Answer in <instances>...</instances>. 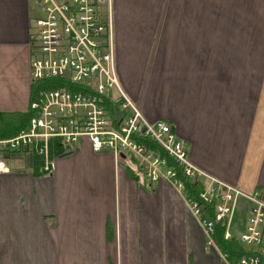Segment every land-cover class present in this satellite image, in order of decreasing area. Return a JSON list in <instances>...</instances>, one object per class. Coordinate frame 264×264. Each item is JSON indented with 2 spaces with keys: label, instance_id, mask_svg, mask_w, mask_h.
I'll list each match as a JSON object with an SVG mask.
<instances>
[{
  "label": "crops",
  "instance_id": "crops-1",
  "mask_svg": "<svg viewBox=\"0 0 264 264\" xmlns=\"http://www.w3.org/2000/svg\"><path fill=\"white\" fill-rule=\"evenodd\" d=\"M188 1L195 5L189 12ZM259 6L263 11L264 0ZM127 9L145 18L117 27L137 33L115 40L128 43L115 48L122 90L148 120L172 127L194 166L243 192L264 193V43L242 30L232 55L211 45L223 38L218 34L207 42L197 34L189 46L185 33L202 31V18L192 21L202 16L203 0H113L112 16ZM34 16L30 0H0V114L28 110ZM138 33L163 35H150L142 54L131 45L140 43ZM53 163L48 176L29 160L0 174V264H226L206 248L169 185L147 184L111 154L93 153L87 141ZM239 207L233 224L242 230L247 206Z\"/></svg>",
  "mask_w": 264,
  "mask_h": 264
},
{
  "label": "built area",
  "instance_id": "built-area-1",
  "mask_svg": "<svg viewBox=\"0 0 264 264\" xmlns=\"http://www.w3.org/2000/svg\"><path fill=\"white\" fill-rule=\"evenodd\" d=\"M27 125L0 139V174L11 162L38 157L41 176L53 160L87 141L93 153H109L154 186L169 185L214 248L217 227L242 254L226 264H264V193H246L194 166L171 126L150 121L122 90L116 68L111 0H30ZM54 145V146H53ZM61 154L51 158V148ZM123 156V159L121 158ZM247 206L242 234L233 224L239 202Z\"/></svg>",
  "mask_w": 264,
  "mask_h": 264
},
{
  "label": "rangeland",
  "instance_id": "rangeland-1",
  "mask_svg": "<svg viewBox=\"0 0 264 264\" xmlns=\"http://www.w3.org/2000/svg\"><path fill=\"white\" fill-rule=\"evenodd\" d=\"M111 2H113V0H111ZM190 2L192 3L193 1H188L187 12H189L190 10H194L195 8L194 2L193 5L189 4ZM260 8L261 6H259V0H203V17L197 14V16L194 17V20L192 21L193 23H197L202 18V31L186 32V39L188 40V42L191 41L190 43H188V45H193L192 39H195L197 37V34L198 37L199 34H202L204 42L208 39H213L214 34H218L223 36V38H218L217 41L213 44H211V42L208 43L213 46H218L221 49H225L227 52V56L232 55V52L237 49V45L235 43V41L238 39L237 35L242 34V30H245L246 33H249L250 39L257 42H259L260 40L264 43V10L262 11ZM125 11V15L116 12L113 16V40L116 50H119L121 47L125 48L128 45L127 43L120 46L119 41L123 43L129 35H131L132 37L134 34H137L117 31L118 25H129L136 22L140 23L137 19L144 20L145 18L132 15L130 9H127ZM192 22L190 20L188 21L187 17V23ZM152 34H156L160 36V38L163 35V33H138L140 43L134 41L133 43H131L132 47H137L138 44V47H141L143 49L142 54H145L146 46H148V41L150 40V35ZM116 38L117 40L119 39V44L115 42ZM134 39L137 40L138 37H135ZM212 51L213 50L209 48L204 50V52L208 55H210ZM144 58L145 55L142 60L139 59L140 63L145 62ZM223 62L227 67V60H223ZM203 63L205 68H209V62L204 61ZM211 64L213 69L218 68L219 73H225L226 67L222 63L213 62ZM240 67L241 66L235 65L234 70H237ZM227 68L232 70L231 67ZM242 232V230H238V234H242Z\"/></svg>",
  "mask_w": 264,
  "mask_h": 264
},
{
  "label": "trees",
  "instance_id": "trees-1",
  "mask_svg": "<svg viewBox=\"0 0 264 264\" xmlns=\"http://www.w3.org/2000/svg\"><path fill=\"white\" fill-rule=\"evenodd\" d=\"M29 114L26 113H10L0 114V139H7L17 135L28 123ZM54 146V145H53ZM51 148V158L61 154L60 150L53 147ZM31 165L39 168L42 161L38 157H31L28 159ZM223 227H217L215 242L221 254L226 255L230 263L235 262L236 259L242 254L241 247L236 243H230L223 240Z\"/></svg>",
  "mask_w": 264,
  "mask_h": 264
},
{
  "label": "water",
  "instance_id": "water-1",
  "mask_svg": "<svg viewBox=\"0 0 264 264\" xmlns=\"http://www.w3.org/2000/svg\"><path fill=\"white\" fill-rule=\"evenodd\" d=\"M121 158L123 159V156H121Z\"/></svg>",
  "mask_w": 264,
  "mask_h": 264
},
{
  "label": "bare ground",
  "instance_id": "bare-ground-1",
  "mask_svg": "<svg viewBox=\"0 0 264 264\" xmlns=\"http://www.w3.org/2000/svg\"><path fill=\"white\" fill-rule=\"evenodd\" d=\"M163 121V120H162ZM172 128V127H171Z\"/></svg>",
  "mask_w": 264,
  "mask_h": 264
}]
</instances>
